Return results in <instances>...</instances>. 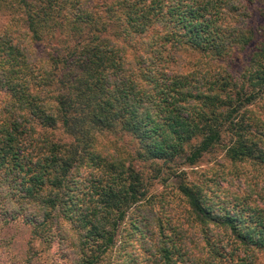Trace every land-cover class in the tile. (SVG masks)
Wrapping results in <instances>:
<instances>
[{"label": "trees", "instance_id": "obj_1", "mask_svg": "<svg viewBox=\"0 0 264 264\" xmlns=\"http://www.w3.org/2000/svg\"><path fill=\"white\" fill-rule=\"evenodd\" d=\"M256 5L263 23L253 28ZM0 17L9 19L0 29V224L21 219L42 232L51 223L59 247L83 245L78 264H101L144 191L131 167L100 152L97 132L133 136L145 160L183 156L192 166L223 138L229 158L264 159V0H0ZM167 44L220 64L244 55L247 66L189 79L160 65ZM85 168L96 174L84 183L97 208L69 195L73 172ZM177 189L201 223L219 220L191 187ZM74 214L75 240L64 223ZM217 223L234 234L235 250L264 251V220L247 231L234 217Z\"/></svg>", "mask_w": 264, "mask_h": 264}, {"label": "rangeland", "instance_id": "obj_2", "mask_svg": "<svg viewBox=\"0 0 264 264\" xmlns=\"http://www.w3.org/2000/svg\"><path fill=\"white\" fill-rule=\"evenodd\" d=\"M259 5L249 16H253V28L263 23L258 13ZM8 20V17H0V29ZM251 20L247 19V22ZM137 42L140 43L134 46L140 51V58L151 61L148 58L150 53L146 51L148 48L144 47L146 42ZM24 44L34 46L29 35L24 39ZM35 46L41 51V45ZM252 49L250 46L248 52L251 53ZM163 50L161 56L168 63L171 61L168 65L161 58L160 65L168 66H165V71L188 75L189 79L205 77L209 80L218 76V72L224 75V69L235 76L247 66L244 55L220 64L209 61L206 55L184 45L175 49L167 44ZM132 57L127 64L137 73L139 68L133 67ZM261 112H264V108ZM54 135L66 138L61 131ZM94 137L95 144L106 158L115 160L125 170L131 167L138 174L144 191L142 200L127 209L124 218L117 224L113 246L101 264H238L240 259L245 264H264V251H256L250 258L243 253V249L235 250L234 234L217 223L234 217L242 231L254 225L259 227L258 221L263 223L264 159L229 158L226 153L229 140L223 138L220 144L189 166L183 156L175 157L170 162L140 158L143 149L138 140L126 133L103 131L94 133ZM66 140L72 141V138ZM91 171L95 177L91 168L81 170L80 176L74 171L69 182L70 198L74 201L77 199L78 206L83 209L97 208L99 203V196H92L89 186L84 183L85 175ZM74 181L78 183L74 184ZM179 183L191 187L203 205L219 220L201 223L192 213L186 198L179 193ZM85 185L89 196H82ZM75 217L76 214L71 220L64 221L67 238L74 240L78 233L82 234V230L74 225ZM51 227L53 224L49 223L42 232H37L21 219L0 224V264H78L83 245L65 242L62 249L54 232L49 231ZM258 234L251 235L256 237Z\"/></svg>", "mask_w": 264, "mask_h": 264}]
</instances>
